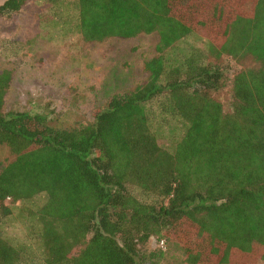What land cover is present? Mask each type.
Returning <instances> with one entry per match:
<instances>
[{"label": "trees", "instance_id": "obj_1", "mask_svg": "<svg viewBox=\"0 0 264 264\" xmlns=\"http://www.w3.org/2000/svg\"><path fill=\"white\" fill-rule=\"evenodd\" d=\"M29 0H2L7 19ZM85 41L157 34L147 79L114 93L87 123L0 112V225L10 204L43 194L31 217L41 264L156 263L174 238L183 264H264V0H75ZM201 34L209 52L255 66L233 72L230 110L212 93L229 70L192 53L164 52ZM11 71L0 70V108ZM160 98L184 130L172 150L157 142L148 106ZM141 195V197H140ZM9 198V200H7ZM156 237L159 249L145 244ZM24 247L0 229V264H24Z\"/></svg>", "mask_w": 264, "mask_h": 264}, {"label": "rangeland", "instance_id": "obj_2", "mask_svg": "<svg viewBox=\"0 0 264 264\" xmlns=\"http://www.w3.org/2000/svg\"><path fill=\"white\" fill-rule=\"evenodd\" d=\"M77 23L75 0H29L10 18H0V70L11 71L0 112H42L51 126H75L89 122L114 93L134 89L147 79L144 63L158 55L156 33L85 41ZM191 53L229 70L223 87L212 93L228 112L231 74L255 66L253 59L216 57L200 33L177 41L166 49L164 57L169 65H176ZM165 105V98L149 104V122L159 145L172 150L183 133L184 121L164 111ZM13 159L9 148L0 144V162L7 164ZM44 198L39 194L10 204L12 212L0 225L6 237L25 248L24 264L42 263L40 245L34 237L37 225L30 215ZM145 249H159L156 237L147 240ZM161 250L158 262L144 264H183L184 249L174 238L165 240Z\"/></svg>", "mask_w": 264, "mask_h": 264}, {"label": "built area", "instance_id": "obj_3", "mask_svg": "<svg viewBox=\"0 0 264 264\" xmlns=\"http://www.w3.org/2000/svg\"><path fill=\"white\" fill-rule=\"evenodd\" d=\"M7 200H9V198H7ZM159 245H160V247H163V246H164V241L161 240V241L159 242Z\"/></svg>", "mask_w": 264, "mask_h": 264}]
</instances>
